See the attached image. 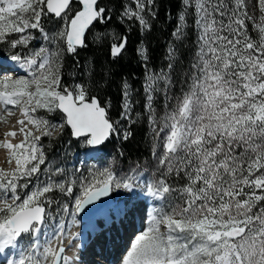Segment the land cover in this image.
I'll return each instance as SVG.
<instances>
[{
  "label": "snow or ice",
  "instance_id": "6c2138e0",
  "mask_svg": "<svg viewBox=\"0 0 264 264\" xmlns=\"http://www.w3.org/2000/svg\"><path fill=\"white\" fill-rule=\"evenodd\" d=\"M132 3L135 8L128 4L120 18L149 31L156 0ZM253 3L258 18L249 14L246 0H181L166 68L154 72L145 65L153 170L137 162L119 175L120 162L114 159L83 175L50 160L41 140L51 139L53 132L59 139L70 129L78 143L100 151L121 135L120 121L109 115L110 103L102 106L86 84L63 83L65 53L75 55L78 47H86L87 32L110 22L111 9L99 0H0V44L17 50L7 58L26 71L14 76L0 65V122L7 123L16 108L22 116L18 130L0 140L7 163L15 164L0 168V264H79L78 256L66 254L68 229L79 223L77 215L86 206L120 191L130 199L146 194L154 201L148 227L135 237L121 264H264V0ZM192 9L194 25H189ZM51 18L61 22L53 33L45 28ZM189 27L196 30L195 51L180 81L185 88L174 96V73L182 63L179 45L187 40ZM37 39L52 47L32 49ZM116 39L110 45L114 58L127 44L126 36ZM138 51L147 62V49ZM121 95L120 116L131 122L134 102L127 81ZM161 95L166 111L158 116L154 99ZM41 110L48 116L59 113L61 120L38 115ZM17 135L23 136L18 143L7 139ZM132 135L123 129L125 141ZM54 192L72 200L71 210L50 195ZM53 204L57 214L71 219L61 218L44 232L53 219ZM79 239V232L71 233L68 248L78 250Z\"/></svg>",
  "mask_w": 264,
  "mask_h": 264
},
{
  "label": "trees",
  "instance_id": "16d2710c",
  "mask_svg": "<svg viewBox=\"0 0 264 264\" xmlns=\"http://www.w3.org/2000/svg\"><path fill=\"white\" fill-rule=\"evenodd\" d=\"M99 5L111 9L112 19L104 24L97 23L92 29L97 30L100 34L113 32L119 36H126V48L121 55L114 58L110 55V45L112 44L110 35L97 41L96 39L92 40L91 31H89L86 47H78L75 55L66 53L63 83L71 85L72 82L78 80L79 83L86 84L91 89L92 95L97 96L103 106L106 102L111 104L109 115L113 121L121 118L122 83L127 81L131 85L134 106L135 103H138L140 108L133 109L131 122L124 120L120 123L121 135L111 137L103 146V150L106 155H113L119 161H123L125 165L141 163L143 159L151 158V128L147 120L145 97H141L144 93L145 65L147 64L153 71L161 69L160 62L166 57L171 34L178 24L177 14L181 10V0H156L157 16L152 20L151 29L143 35L139 26L133 24L132 20L124 22L119 20L120 13L124 8V0H101ZM187 36V40L179 45V58L182 63L176 67L174 86L180 82L184 71L189 67L191 59L189 47L195 41L193 29H189ZM141 44H145L147 49L148 62L142 60L138 51ZM0 51H4V49L1 48ZM15 51L17 50H13L12 54ZM73 73L75 76L72 75ZM98 82L99 86H97ZM123 129L133 133L127 141L123 139ZM71 139L70 129H65L63 136L59 139L44 137L43 142L48 153L51 154L54 151L57 155H61L67 141ZM120 153H123V156Z\"/></svg>",
  "mask_w": 264,
  "mask_h": 264
},
{
  "label": "rangeland",
  "instance_id": "374dc122",
  "mask_svg": "<svg viewBox=\"0 0 264 264\" xmlns=\"http://www.w3.org/2000/svg\"><path fill=\"white\" fill-rule=\"evenodd\" d=\"M246 3H247V6H248L249 14L252 15V16H254V17H256V18H258L259 15H260V12L256 8L255 4L253 3V0H246ZM128 4H131V6L133 8H135V4L132 3V0H124V7L127 6ZM75 7L78 9L79 8V5H76ZM122 11H121V13H122ZM191 12H192V14L187 18V20H188L189 25H194V19H195L194 9H192ZM119 20L124 22L127 19H121V18H119ZM132 22H133V24L139 26V24H138L137 21L132 20ZM60 24H61L60 21L56 20L55 18H51L49 21H45V25H46L45 28H46V30L49 33H53V32H55V31L58 30V28L60 27ZM139 28H140V26H139ZM189 29H193L194 35H195V40H196V30H195V28L194 27H189L187 29V33H188ZM140 30L142 31V35H143L145 33V31H143L141 28H140ZM249 31H250V34L253 36V38H255L256 33H255V31L252 30V26H251L250 23H249ZM97 34H100L97 30H95V29H92L91 30L90 37L92 38V40L95 39V37H96ZM36 35H37V37H39V34H36ZM108 35H110V41H111V43L117 42V39H116L117 37H123V36H119V35H117V34H115L113 32L108 33ZM173 39L174 38L171 35L170 41H173ZM42 44L44 46L49 47V48L52 47V45L51 44H48V42L43 41L42 39H37L36 41H34L32 43L31 48L32 49H38ZM193 45H194V43L191 45V47H189V50L191 51L190 58H192V53L195 51V48H194ZM142 47L146 48L145 47V44H141L140 45V48H142ZM1 48L4 49V51H0L1 54H3V55L10 56L12 54V52H13V50L10 49L7 44H0V50H1ZM65 56H66V53H65ZM142 60H143V58H142ZM166 64H167V61L164 58V60L162 62H160L161 69L162 68H166ZM147 68L150 69L148 65H147ZM161 69H159V71ZM159 71H154V72H159ZM12 74L14 76H23L21 74H14V73H12ZM184 75H185V71H184ZM144 82H145V77H144L143 85H144ZM73 83L83 84V83H79L78 80L72 82V84ZM184 88H185V86L181 82H178L173 87L172 93L170 95L179 96L181 94V92H182V89H184ZM91 95H92V93H91ZM132 96H133V94H132ZM141 97L144 98L145 97V93H143V95ZM164 103H165V101H164V97L162 95L155 97V99H154V107H155V109L157 111V115L158 116H163L164 113H165V111H166V109L164 108ZM170 103H174V101H170ZM106 104H108V103L106 102ZM137 108L138 109L140 108L138 106V103H135V106L133 104V109L136 110ZM145 109H146V107H145ZM3 112H4V109L2 107H0V114H3ZM38 115L45 116L46 118H48V119H50L51 121H54V122H59L61 120V116H60L59 113H56V114L51 115V116H48L45 111L41 110L38 113ZM21 117L22 116H21V112H20L19 108H16L14 110V114L11 115V116H9V117H7V123L0 122V140H3L4 139L3 137H1V133L4 130H6L7 128H9L10 126L14 125V122L17 121L18 119H20ZM118 120L120 121V123H122L125 119L120 118ZM29 127H32V126L30 125ZM33 130L35 131V129H33ZM37 134H39V133H37ZM56 137H57V132H53V137L52 138H56ZM43 138L44 137H42V139ZM41 143L45 146V144H44V142H42V140H41ZM151 145H152V130H151ZM91 151H93V150L86 148L84 145L78 143L77 140L76 139H73V137H72L71 140L67 141L66 147L64 148V151H63V153L61 155H57L56 152H54V151H52L51 154L48 153V152H46V153H47L48 158L50 160L56 161V163L59 166H62L64 168H66L70 173L72 171H74L75 169L78 168V169H80V173H82L83 175H87L90 170L91 171H95L97 169H103L104 167H106L114 159L117 160V161H119L118 159H116L115 157H113V155H111V156L110 155L109 156L106 155L105 152H104V150H103V148L100 150V153H99L100 155H99L98 158H91L90 159V158H88L87 155L97 156V154H98V151H95L96 153H93ZM3 152H6L7 153V149L0 148V156L2 155ZM119 162H120V168L118 170V174L119 175H124V173L128 172V170L130 169V167L135 166V164L125 165L123 161H119ZM140 164L142 166H144L145 169H146V171H148L150 173L153 170V158H152V156H151L150 159H143V161ZM12 167H15L14 162H13L12 165H9L7 163V160H6V163L4 165L3 164L2 165L0 164V168H3L5 170H8L9 168H12ZM41 167L43 168L44 166L42 165ZM80 173H78L77 175H79ZM41 179L42 180H46L47 177L41 176ZM56 179H60V178L57 177ZM32 183L34 185L36 183V181L33 180ZM31 190H32V185H30L28 189L22 190V192H21L22 197H23V194H25L26 192H29ZM74 191H76V189H74ZM125 194H126L125 192L120 191L118 194L112 196V201L111 202L116 201L118 198H120L121 196H123ZM50 195H52L55 200H59L62 203H68L69 206H70V210H71V205H72V200L71 199H69L68 197L63 196L59 192H54V193H51ZM145 198H147L146 194H141L140 196L132 197L131 200H133V199H140V201L137 200V202H135L132 205L131 210H133V208H135L137 205H139L138 210L140 208H142L143 207L142 202L145 201ZM56 207H57V205L56 204H53V206H52L53 219L49 220L48 221V224H47V226L49 227L50 230H51V227L52 226H55V224H57L61 218H63V220L65 222H67L68 220L71 219L70 216H64L63 213L57 214L55 212ZM131 212H133V211H131ZM145 217H147L146 214L144 216V219H145ZM145 220H146L145 222L149 221L148 218H146ZM133 222H135V219L131 223H133ZM148 225H149V223L147 224V226H144V228L142 229V231H144L148 227ZM78 228H79L78 227V224H74L70 229H68L69 236H68L67 239H65L64 246L65 245H68L69 241L71 240L72 229L76 233V231L79 230ZM142 231L138 232L132 238L131 242H133L134 239H135V237L139 233H141ZM129 233H131V232L129 231ZM53 243L55 244V243H58V242L57 241H53ZM130 246H131V243H130ZM120 260L122 261V258L120 259V257H119V261Z\"/></svg>",
  "mask_w": 264,
  "mask_h": 264
},
{
  "label": "bare ground",
  "instance_id": "6f19581e",
  "mask_svg": "<svg viewBox=\"0 0 264 264\" xmlns=\"http://www.w3.org/2000/svg\"><path fill=\"white\" fill-rule=\"evenodd\" d=\"M2 57V56H1ZM0 57V65H2V69L5 72H11L14 74H21V75H26V71L22 70V69H18L16 67V65L8 58H1ZM22 118V117H21ZM20 118V119H21ZM16 120V119H15ZM19 120V119H18ZM20 126L17 124V121L14 122V125L10 126L9 128H7L6 130H4L1 133V137H3L4 139L6 138L4 136V134L10 130H18ZM7 139L11 140L12 143H18L20 140L23 139L22 135H17L15 138L12 137H7ZM93 153H96L95 151H91ZM100 153V151H98V154ZM97 154V155H98ZM100 155V154H99ZM88 158H94L96 156L93 155H87ZM7 160V153L3 152L2 155L0 156V164L4 165L6 163ZM141 194H137L134 195L132 197L135 196H140ZM131 197V198H132ZM129 201H131V199L129 198V196L127 194L121 196L120 198H118L116 201L110 202L109 204H107L106 206H104L102 209L93 212L91 214L88 215H84V214H78L77 215V220L79 221L78 223V229L76 231L80 233V239L77 240L75 243H78L80 245L79 249L77 250V248L75 246H73L72 248H68V245H65L66 248V254L70 257L72 256H78L79 257V264H121V260L119 261V257L120 259L123 258V256L127 253V248L130 247V243L132 238L140 231H142V229H138V226L143 225L146 223L145 219L148 218L152 212V208L154 206V201L152 198L147 197L145 198V201L142 202L143 207L140 208L137 212V216L135 218V222L131 223L132 221H129L128 223H126L125 228L123 231V239H126L128 242V246L126 247V250L119 256H116L114 253V258L111 260L110 259V255L109 257L104 256L103 253L98 254L95 251V243L91 245L87 246V236L92 233V231H97L99 229V227L101 225H103L104 223H106L108 220H112L115 216L117 215H122L123 213V207L125 204H127ZM145 219H144V216ZM119 217V216H118ZM123 216H121V220ZM114 220V219H113ZM77 226V225H76ZM48 231V226L45 225L44 226V232ZM129 231L131 233L134 232V234H126L129 233ZM127 235V236H126ZM126 237V238H124ZM44 235H41V241L44 240ZM118 241L115 242H107V245H111V246H115L118 244V246L121 244V240L122 239H117ZM126 242V241H125ZM87 246V247H86ZM117 249V247H116ZM119 249V247H118Z\"/></svg>",
  "mask_w": 264,
  "mask_h": 264
},
{
  "label": "water",
  "instance_id": "95a60500",
  "mask_svg": "<svg viewBox=\"0 0 264 264\" xmlns=\"http://www.w3.org/2000/svg\"><path fill=\"white\" fill-rule=\"evenodd\" d=\"M100 1L101 0H99V4H100ZM88 33V32H87ZM98 98V97H97ZM99 99V98H98ZM100 100V99H99ZM103 106V105H102ZM73 139H76V138H74L73 137ZM112 200V198H102V200L101 201H97V202H95L93 205H90V206H86V209L83 211V212H81V214H86V215H88V214H91V213H93V212H96V211H98V210H100V209H102L104 206H106L110 201Z\"/></svg>",
  "mask_w": 264,
  "mask_h": 264
}]
</instances>
